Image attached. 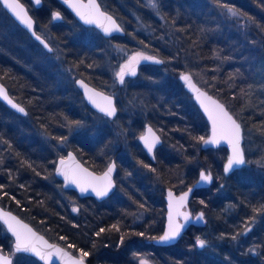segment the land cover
<instances>
[{
    "label": "trees",
    "instance_id": "16d2710c",
    "mask_svg": "<svg viewBox=\"0 0 264 264\" xmlns=\"http://www.w3.org/2000/svg\"><path fill=\"white\" fill-rule=\"evenodd\" d=\"M178 1L168 0L162 5V14L154 15L166 27L168 38L157 34L156 37H150L139 31L136 32L140 37L139 42L145 45L147 53L160 56L162 64L170 61L174 74L177 70L189 68L190 57L203 61L205 69H212L211 74L206 77L204 87L239 115L246 131L254 129L256 137L262 143L260 148H264V79L259 78L255 70L240 67L238 62L226 63L221 62V59H214L223 53V57L228 56L232 60H237L241 55L249 57L252 54L257 60H261V57L264 59V0H230L233 1L232 6L247 21L253 22L255 31L258 32V42H247L243 47L239 45L241 38L238 35L230 34L228 37L217 33L215 27L220 22L218 18L205 11L190 14L183 6L186 0H182L183 3ZM209 1L220 5L224 2ZM119 2L111 0L106 6L123 24L130 15L124 4ZM224 5L226 4L222 7ZM0 7L2 8L1 5ZM58 9L69 19L75 20L72 13L58 0H45L46 11L43 16H37V24L47 26L56 38L63 40V30L52 28L50 12ZM3 12L6 14L4 10ZM129 12L132 13L130 10ZM123 37L116 36L113 39ZM250 46L255 47L249 50ZM6 50L8 48L1 41L0 80L6 84L10 94L26 107L28 113L25 116L15 113L0 100V185L3 186L0 187V203L31 222L53 241L76 244L80 243L79 240H85L83 250L90 253L86 259L90 263L138 264L133 256H126L130 248L127 246L128 242L134 236L138 238L136 240L145 241L162 232L166 211L164 198L161 197L158 207L154 208L149 203V194L143 192L148 199L144 198L145 204L137 202L150 212L143 223H135L127 213L132 210L131 207L124 208L123 204L109 207V216L100 218L92 226L86 225L83 218L71 214L61 202L57 191L62 182L55 176L58 156L55 144L61 142V137L65 140L70 136V124L73 126L81 121L73 108L78 100L73 101L68 97L70 89L63 94L50 92L42 79L46 74L39 71L34 74L41 75V78L30 76L26 73V64L18 67L11 64L13 56ZM75 54L71 62L78 69L76 78L82 77L96 87L107 90L106 82L112 78L101 68L95 67L93 56L96 55V49L81 43ZM146 66L143 65L142 70ZM145 74L156 76L157 72L149 74L145 71ZM132 89L134 88L131 87L130 90ZM78 95L83 98L80 90ZM117 97L121 108V96ZM146 104V108L139 104L138 112L132 119V143L142 132L146 122L153 124L162 133L164 143L157 148L156 161H152L135 142L132 151L136 159L153 168L152 172L162 180L164 187L172 186L180 190L190 186L198 175L197 166H193L196 163L209 168L214 180L210 187L196 191L190 201L195 210L205 211V227H190L176 245L159 247L148 243L154 248L153 252L142 247L144 249H137L138 253L149 255L153 264H264L263 169L252 163L251 168H244V174H240V170L224 177L222 165L227 157V149L220 147L215 152L214 149L199 148L201 140L198 138L208 134V124L183 89L164 92L158 101ZM87 108L95 112L91 107ZM15 114L17 118H32L38 123H34L35 128L29 123H11V115ZM37 129L43 134L36 135L33 131ZM76 153L97 172L104 170L112 157L110 153L103 154L98 147L76 149ZM214 153L217 154L216 157L213 156ZM222 182L224 184L221 187ZM218 189L222 191L213 194ZM69 191L75 193L74 196L81 203L90 198H81L76 191ZM253 209L258 211L254 212ZM152 216L155 218V227L146 224L148 220H152ZM112 225H117L119 230L113 229ZM101 228L105 231L97 236L96 233ZM139 233L144 235H138ZM198 237H203L206 241L202 249L197 247ZM11 240L0 223V249L9 252L12 249ZM96 252L101 257L110 254L112 258L104 261L96 257ZM121 252L126 253L121 255Z\"/></svg>",
    "mask_w": 264,
    "mask_h": 264
},
{
    "label": "rangeland",
    "instance_id": "374dc122",
    "mask_svg": "<svg viewBox=\"0 0 264 264\" xmlns=\"http://www.w3.org/2000/svg\"><path fill=\"white\" fill-rule=\"evenodd\" d=\"M117 1L124 4L127 14L130 15V17H126L125 23H123L125 30L128 27L126 36L124 35L123 38L118 39H112L111 37L105 38L96 28L83 26L76 19L74 20L66 17L64 12L58 9L52 12L51 15V21L53 23L52 28L53 30H63V40L52 38L51 43L53 45V51L46 56L39 57L40 59H38V61L36 60L37 66L41 65V67L45 69L44 74L46 75L43 77L40 76L46 83L45 85L50 92L63 94L70 89L68 97L73 101L78 100V104L73 108L75 109V115L78 114L77 118H81V121L73 126L69 123L70 136L55 144L56 149L58 150L57 158L65 156L69 149H73L76 152V149L98 147L103 154L110 153L112 156L111 158L114 157L118 164V170L116 173L118 187L109 198L103 201H93L94 198H91L92 200L89 198L90 200L87 199L85 202L81 203L78 198L75 197L76 195L74 196L75 193L63 188L62 183L57 187V191L59 192L58 195H60L61 202L66 206V209L70 210L71 214L83 218L84 223L90 226L95 224L100 218L104 219V217L109 216V207L121 204L124 205V208L128 206L131 207L132 210L127 213L132 216L135 223H143L147 219V216L150 215V212L146 211L144 206L137 202L140 201L145 204L144 198H148L143 192L149 194L150 205L154 208L158 207L160 198H164L165 196V187L162 185V180L152 172L153 168L149 166L145 167L144 164L136 159L135 154L132 151L135 142L139 144L143 150L138 138L144 131L143 129L142 132L137 135L135 142L132 143L134 129L132 119L135 118L134 114L138 112L139 104L148 107L146 103H151L155 100L158 101L161 98V94L164 92L173 90L174 92H177L180 89H183L194 103L192 96L184 89L183 84L178 79L179 72L182 70L192 72L196 81L204 87L205 82L207 81L206 77L211 74L212 71V69L208 70L204 68L205 63L203 61L198 60L195 57H190L188 67L191 69H180L174 74L172 68L173 64H171L170 61H166L160 66L144 64L147 65L145 70H142V65L135 78L127 77L123 83H120L116 77V72L119 70L120 65L124 64L136 53H141L144 56L153 55L145 51L146 47L142 42H139L140 37L136 32L139 33V31H143L150 37L161 35L164 36V38H168L169 32L167 34L165 33L166 27H164L157 19V16H154L162 14V5L167 3L168 0ZM184 1L179 0L178 2L183 3ZM223 1L224 2L220 5L210 2L209 0H186L183 6H185L186 11L190 14L203 13L205 11L207 14L218 18L220 22L217 24V27H215L217 33L228 37L230 34L238 35L241 38L239 44L241 47L246 46L247 42L250 44L257 43L259 40L256 39L258 32L255 31L256 27L253 26V22L247 21L244 16L240 14L239 10H236L232 6L233 1ZM100 2L107 10L106 5L110 4L111 0H100ZM175 2L177 3V0H175ZM224 3L226 5L222 7ZM229 8L234 9L236 14L229 11ZM2 9L3 8L0 7V42L2 41V45H5L8 48L6 52L8 51L10 55L13 56L14 62L11 64L14 66L17 65L16 67H18L20 64H25L27 60H30L28 58L29 53H34V55L37 53L38 46L34 45L27 33L8 17ZM129 10L132 13H130ZM54 13L62 15V20L60 22H56L53 19ZM81 43L89 44L92 49H96V55L94 54L95 57L93 56V59H95V67L101 68L112 78L111 81L106 82L105 88L116 97L121 96L119 105L120 103L122 105L121 108L118 107L119 111L116 118L111 119L109 117H104L99 113L91 112L90 109L87 108L89 105L86 103L85 99L78 95L79 89L75 84L78 69L71 61L74 59L73 56L76 55L75 52H78ZM254 47L255 46H250L249 50H253ZM223 54H221L219 58L215 57L214 59H219V61L221 59V62L226 63L229 61L238 62L240 63V67H246L249 71L255 70L256 75H258L259 78L264 79V59L262 57L261 60H257L253 54L249 55V57L241 55L237 60H232L228 56L223 57ZM226 55H228V53ZM232 55L231 57L234 58ZM174 61L176 62V60ZM185 64H187L186 60ZM156 67H159V70ZM145 71L149 74L152 72H157V74L156 76L146 75ZM34 76L40 77L36 74H34ZM116 85H118L119 89ZM131 87L134 89L130 90ZM128 89L131 92H126ZM118 99L119 98L117 97V100ZM195 106L197 107L196 104ZM235 115L240 119L239 115ZM11 123H29L31 127L33 126L35 128L34 123L38 122L32 118H17V115L15 114L11 115ZM147 124L151 123L146 122L145 126ZM158 124L160 125L161 123ZM162 126L163 124H161V127ZM33 132L36 133V135L43 134L42 131L38 129ZM244 135L245 140L243 145L247 156V164L240 169L241 171H236H240V174H244V168H251L252 163H255L257 167L264 171V148H260L262 143L259 142L253 128L246 131L244 127ZM199 148L201 149V147ZM168 149L170 150L171 148ZM214 151L216 152L217 149H214ZM213 156L216 157L217 154L215 155L214 153ZM108 163L106 164V167ZM193 166H195V168L197 166L198 172L201 168H205L202 165L200 166V163H196ZM223 184L224 182H222L220 186L222 187ZM221 191L222 189H218L217 192H213V194H218ZM163 201H165V199H163ZM73 209H76V211H73ZM153 217L154 216H152V220H148L146 223L147 226L155 227V218ZM198 238L204 240L203 237ZM136 239L138 238L134 236L128 242L127 246L130 248L127 250L126 256H133V260L136 263L138 262V264H141L142 261L144 264H153V262L149 260L151 258L149 255L138 253L137 249H144L142 247H145L144 250L153 252L152 250L154 248L148 243V245H146V240ZM79 242L80 243H68L63 245L79 256L80 250L84 249L86 241L79 240ZM9 252H11V250ZM125 253L126 252H121V255H124ZM96 254L97 258H101L104 261H109V259L112 258L110 254H105L103 257L97 252ZM136 254L140 255L136 256ZM13 262L14 264H41V262L35 257L23 253H13Z\"/></svg>",
    "mask_w": 264,
    "mask_h": 264
},
{
    "label": "water",
    "instance_id": "95a60500",
    "mask_svg": "<svg viewBox=\"0 0 264 264\" xmlns=\"http://www.w3.org/2000/svg\"><path fill=\"white\" fill-rule=\"evenodd\" d=\"M33 1H34L36 6H41V4H42V0H40L39 4H37L35 2V0H33ZM59 1L72 13V15L76 18V20L80 24H82L83 26H86V27H94V28H96L101 33V35L106 37V38H110V37L115 36V35L124 36L125 33H126L124 25L111 12H109L108 10H106L103 7V5L101 4L100 0H94L95 5L98 6L99 12L105 14L106 16L112 17V20L115 21V23L119 26L120 31L113 30L110 33L106 34L104 32L103 27H100L97 24H87V23H85L84 20H82L80 18V16L77 14V11L73 7L70 6V4H74V3H76V4H81L82 3V4L87 5V4L90 3V0H69V3H65L64 0H59ZM0 2L2 4V6L4 7L2 0H0ZM19 3L23 5L24 10L27 12L29 17H31V19L33 20V28L31 30L28 29L26 25L22 24L18 19H16V17L12 14V12L9 9H6L5 7H4V9L13 17V19L17 23H19L24 29H26L31 34V36L34 39H36V36H40L41 40H43L44 43H46L48 45V48H46V49H48V50L51 49V51H52V47L50 46L49 42L35 31V19L32 16V14L29 12V10L26 7V5H24V3L21 0H19ZM81 11L88 12L89 9H81ZM61 19H62V16L59 14V18L58 19H54V20L55 21H60ZM99 22L101 24L108 25V21H105L103 19V17H99ZM33 32L35 33V35H33ZM41 40H37V41H39L41 43ZM41 44L44 46L43 43H41ZM146 56L154 57V59L153 60H140V62L135 65L136 75L133 76V75L127 74L125 76V78H127V77L135 78L138 75V73H139L140 67L142 65H144V64L161 65L163 63V59L160 56H158V55L153 54V55H146ZM156 60L161 61V63H156ZM182 75H188L190 77V79H191V85H194V87L190 86L187 81L183 80L181 78ZM178 79L183 84L184 89L192 96V99H193L194 103L197 105L198 109L201 111L202 115L204 116V118L206 119V121L208 123V134L204 137L206 140L209 139L212 136V122L208 118V113L204 111V106L202 105L201 100H204L205 104H208L209 102L204 97H200V99H198L197 97L199 96L200 93H204L207 97H211V99L215 100L218 104L223 105L225 111H227L229 113V115H231L233 117V119H235L236 122L240 124L241 127H240V141H239V144H240L241 152L244 155L245 163L242 164V165H234L233 169L229 170V172H227V173H225L224 167H225V165L227 163L228 158L232 155V147H231V145L226 140H221L219 143H216V144H211V143L205 144L203 141H201V143H200V147H201L202 150H208L210 148L218 149L220 147H225L227 149L228 153H227V157L224 160L223 165H222V172H223L224 176L229 177L232 173L236 172V170H240L241 168H243L247 164V156H246V152H245L244 145H243L244 140H245V135H244V126H243L242 121L236 117V115L232 112V110L229 108V106L226 104L225 101H223L220 97H218L217 95H215L214 93H212L211 91H209L208 89L203 87L199 82H197L192 72H190L188 70H182L178 74ZM80 81H82L83 85H86L87 88L82 86L81 83H79ZM75 84L78 87V89L82 92L86 103L93 110H95L98 113H101L103 115H105V113L101 112L100 109L96 106V104H93L92 101H90L88 99V95H90L92 93H99L100 95L95 96L94 99L101 106H104L105 103H106L104 101L103 97L106 96V97L111 98L112 104H113V106L116 109V113L112 117H109L107 115H105V116H107V117H109L111 119L116 118L119 109H118V106L116 104V97H115L114 94L96 87L95 85H93L90 82L86 81L82 77L76 78ZM0 89H3V92L0 93V100L6 106H8L14 112H16V113H18L20 115H23V116L27 115L28 111H27L26 107L22 103L18 102L10 94L8 87L1 80H0ZM196 89H198L199 91H196ZM5 95L7 96V99H5ZM9 100L12 101V104H16L19 107L24 108V112L22 113V112L18 111L17 108L12 107V104H10L8 102ZM209 107H212V106L209 104ZM148 128H151L153 133H155V135L157 137H159V142L155 145V147L153 148L152 152H148L147 148L144 146L143 140L140 139L141 136L147 134ZM138 140H139L140 144L142 145L143 150L148 155V157H150L153 161H155L156 160V149L158 147L162 146L163 143H164V138L161 135V133L156 129V127L154 125L147 124L145 126V128H144L143 133L140 134ZM69 154L74 158L72 161H68V165L70 167H74L75 165H79V167L81 169H86L88 173H92L93 176H96V177H102L104 175V173L107 171V169H108V167L110 165H114L115 166L114 169H113V172L111 173V180H112V185L113 186L110 189V191L108 192L107 196L98 197L95 194V192L92 191L91 188H88V190L85 191V192H81L80 187H78L76 184L70 183V182L65 180L64 176L62 174H60L57 170L61 167L60 166V160L61 159H65L67 161ZM117 170H118V166H117L116 160L112 159L110 161V163L107 165V167L103 171L97 172V171L93 170L92 168H90L88 165H86L73 149H69L65 156L58 157L57 162H56V166H55V176L62 181V186H63L64 189H66V190H74L82 198H84V197H94L97 201H103V200L109 198L116 191V188H117V180H116ZM201 172H204L205 174H209L210 173L211 176H212V180L210 182L201 181L200 180V173ZM213 180H214V177H213L212 171L209 168L205 167V168H201L199 170L196 180L190 186H188V187H186V188H184L182 190H179V191L177 189L169 187V186L165 187V189H164L165 190L164 191L165 192L164 193V195H165L164 199H165V210L166 211H165V221H164L163 230H162L160 235L146 239V242L147 243H152L153 245L159 246V247H168V246L176 245L181 240L183 235L187 232V230L190 227H192V226L205 227L207 225V217H206L205 211L203 209L195 210L190 205V201H191V199H192V197H193V195H194V193L196 191H198L200 189H204V188L210 187L211 184L213 183ZM189 189H191V191H189ZM169 192L172 193V199L173 200L178 199L181 195H184L185 193L188 194L185 206L183 208H181L180 211L190 213V219L187 222H185L183 220V217H179L178 218L179 222L184 224V227L181 229L180 235L176 239L171 240V241H160L159 237L162 236L165 233V231H167V228H168V215H169V204H170ZM5 213L9 214L11 217H15L16 220L19 221L21 225H27V227L29 229H31L32 232L35 233L37 237H42L43 241H46L48 245H53L54 246L53 249H48L47 247H45L42 244V242L37 241V244L43 249L44 252L52 251L54 253L52 255V257L49 260H47V261L46 260H41L39 256L35 255L32 252H18V253H24V254H27V255H31V256L35 257L36 259H38L42 264H69V259H68L69 257H73V258L79 257L78 255H76L75 253L70 251L63 244H61V243H59L57 241L51 240L48 236H46L40 230L36 229L29 221H27L26 219L21 217L18 213H16L15 211H13L10 208H7V207L3 206L0 203V223L4 226V228L8 232V234H10L12 236V238H13L12 247H13V251L14 252H15V250H14L15 237L13 236L12 232L9 231L8 225L4 223L3 214H5ZM200 213H203V219L202 220L198 219V216L200 215ZM12 223H15V222L12 221ZM55 248L61 249L62 252L67 253L68 256L55 254V251H54ZM199 248L202 249L201 247H199ZM0 255L8 256L13 262V256L10 253H6V252H4V251H2L0 249ZM85 264H93V263H90L88 260L85 259Z\"/></svg>",
    "mask_w": 264,
    "mask_h": 264
},
{
    "label": "snow or ice",
    "instance_id": "6c2138e0",
    "mask_svg": "<svg viewBox=\"0 0 264 264\" xmlns=\"http://www.w3.org/2000/svg\"><path fill=\"white\" fill-rule=\"evenodd\" d=\"M3 5L6 9H9L12 14L18 19L22 24L26 25L28 29L33 28V20L27 12L24 10L22 4L19 3V0H2ZM37 4L40 3V0H35ZM65 3H69V0H64ZM73 7L77 14L80 16L82 20H84L87 24H97L100 27H103L104 32L110 33L111 31H120L119 26L112 20V17L106 16L103 13L99 12L98 6L95 5L94 0H90V3L85 4H70ZM81 9H89L88 12L81 11ZM229 11L235 13L234 9L229 8ZM99 17H103L105 21H108V25L101 24L99 22ZM59 13H54L53 19H58ZM33 35L35 33L33 32ZM37 40H41L40 36H36ZM41 43L44 44L45 48H48V45L41 40ZM51 51V49H49ZM154 57L144 56L141 53H136L131 56L124 64L119 66V70L116 72L117 79L123 83L125 76L127 74L136 75L135 65L140 62V60H153ZM156 63H161V61L156 60ZM183 80L187 81L190 86L191 79L188 75H182ZM82 86L87 88L86 85H83V82L80 81ZM196 91H199L196 89ZM3 92V89H0V93ZM100 95L99 93H92L88 95V99L92 101L93 104L100 109L101 112L105 113V115L112 117L116 113V109L112 104V100L109 97H103L106 102L104 106H101L94 99L95 96ZM204 97L209 103L205 104L204 100H201L202 105L204 106V111L208 113V118L212 122V136L209 139H205L203 136L198 139L203 141L205 144H216L221 140H226L232 147V155L228 158L227 163L224 167L225 173L229 172V170L233 169L234 165H242L245 163L244 155L240 149V124L236 122L235 119L227 111H225L223 105L218 104L215 100H212L211 97H207L204 93H200L197 97ZM5 99L7 96L5 95ZM12 104V101H8ZM209 104L212 107H209ZM12 107L17 108L18 111L24 112V108L19 107L16 104H12ZM61 141L64 140L63 137L60 138ZM144 142V146L147 148L148 152H152L155 145L159 142V137L153 133L151 128H148V132L146 135L140 137ZM74 158L69 154L68 160L65 159L60 160V168L57 170L60 174H62L66 181L76 184L80 187L81 192H85L88 188H91L92 191L98 197L107 196L108 192L112 188V180L111 173L113 172L114 165H110L107 171L104 173L102 177L93 176L92 173H88L86 169H81L79 165H75L74 167H70L68 165V161H72ZM147 167V165H145ZM200 180L204 182H210L212 180L211 174H205L204 172L200 173ZM0 187H3L0 185ZM191 191V189H189ZM187 193L181 195L178 199H172V193L169 192L170 204H169V215H168V228L165 233L159 237L160 241H171L176 239L180 233L181 229L184 227V224L180 223L178 218L183 217V220L187 222L190 219V213L180 211L181 208L185 206ZM203 204L204 201H201ZM76 211V209H73ZM253 211H258L257 209H253ZM4 223L8 225L9 231L12 232L15 237L14 241V250L15 252H32L35 255L39 256L41 260H49L54 254L52 251L44 252L43 249L37 244V241L42 242V244L48 249H53V245H48L46 241H43L42 237H37L35 233L32 232L31 229L27 227V225H21L19 221L16 220L15 217H11L9 214H3ZM198 219H203V213H200ZM14 221L15 223H12ZM113 229L119 230L117 225H112ZM105 229L101 228L99 232L96 233L97 236L100 233L104 232ZM138 235H144V233H139ZM235 238V237H233ZM63 239V237L61 238ZM121 242H123V237H121ZM197 245L203 248L206 244V241L200 238H197ZM71 247V245H70ZM55 254L68 256L67 253L62 252L61 249L55 248ZM90 255L89 252L80 250L79 257L73 258L69 257V264H85V259ZM0 264H13L12 260L8 256L0 255ZM141 264H144L142 261Z\"/></svg>",
    "mask_w": 264,
    "mask_h": 264
},
{
    "label": "flooded vegetation",
    "instance_id": "af4514ba",
    "mask_svg": "<svg viewBox=\"0 0 264 264\" xmlns=\"http://www.w3.org/2000/svg\"><path fill=\"white\" fill-rule=\"evenodd\" d=\"M24 5H26V7L28 8L29 12L32 14V16L34 17L35 19V31L41 35L43 38H45L50 46L52 47V51H53V45H52V41L51 39L52 38H56L55 35L50 32L47 28V26H44V25H38L37 24V16H39L40 14L43 16V12L45 13V0H42V4L41 6H36L34 1L33 0H21ZM59 1V0H58ZM59 3L65 7L60 1ZM0 5L2 6L1 2H0ZM3 10L6 12V15L8 17H10L16 24H18L26 33L27 35L31 38V41L34 43L35 46H38L37 48V53L34 55V53H29V56L28 58L30 59L28 62L26 61V72L28 73L29 72V75L30 76H34V72H39L40 70H42V72L44 73L45 72V69L41 67V65H38L37 66V61L38 59H40L39 57H42V56H46L48 53H51L52 51H49L48 49H46L39 41H37L36 39H34L31 34L26 30L24 29L19 23H17L13 17L4 9V7L2 6ZM66 8V7H65ZM67 9V8H66ZM55 10H51L50 14L52 15V12H54ZM49 12V11H48ZM37 14V15H36ZM62 16V15H61ZM75 18V17H74ZM76 19V18H75ZM62 20V19H61ZM60 20V21H61ZM60 21H56V22H60ZM49 31V32H48ZM116 36H119V35H115V36H112L111 38H115ZM106 38V37H105ZM33 52V51H32ZM37 60V61H36ZM41 61V60H40ZM11 62H14L13 60V57H12V60ZM104 90V89H103ZM107 91V90H105ZM109 92V91H108ZM116 97V96H115ZM116 104L118 106V100H117V97H116ZM119 107V106H118ZM92 109V108H91ZM95 111V110H94ZM96 113H98L97 111H95ZM101 114V113H99ZM103 115V114H101ZM104 117H107L105 115H103ZM153 125V124H152ZM145 152V151H144ZM86 198V197H85ZM90 198H94V197H90ZM95 199V198H94ZM96 200V199H95ZM97 201V200H96ZM3 226V225H2ZM4 227V226H3ZM5 229V228H4ZM6 231V230H5ZM11 247H12V243H11ZM3 251V250H2ZM6 253H10L12 256H13V253H18V252H14L13 251V247L11 249V252H6ZM24 254V253H23ZM31 256V255H30ZM38 260V259H37ZM14 264V262H13ZM42 264V263H41Z\"/></svg>",
    "mask_w": 264,
    "mask_h": 264
},
{
    "label": "bare ground",
    "instance_id": "6f19581e",
    "mask_svg": "<svg viewBox=\"0 0 264 264\" xmlns=\"http://www.w3.org/2000/svg\"><path fill=\"white\" fill-rule=\"evenodd\" d=\"M11 63H12V62H11ZM149 158H150V157H149ZM57 159H58V158H57ZM112 159H115V158H111L110 161H111ZM150 159H151V158H150ZM115 160H116V159H115ZM151 160H152V159H151ZM110 161H109V163H110ZM152 161H153V160H152ZM155 161H156V160H155ZM56 162H57V161H56ZM109 163H108V164H109ZM116 163H117V161H116ZM55 166H56V163H55ZM117 166H118V164H117ZM100 172H101V171H100ZM117 184H118V183H117ZM192 184H193V183H192ZM165 187H167V186H165ZM169 187H172V186H169ZM172 188H174V187H172ZM164 189H165V188H164ZM73 191H74V190H73ZM81 198H82V197H81ZM84 198H85V197H84ZM30 223H31V222H30ZM31 224H32V223H31ZM32 225H33V224H32ZM33 226H34V225H33ZM34 227H35V226H34ZM193 227H197V226H193ZM35 228H36V227H35ZM198 228H202V227H198ZM36 229H37V228H36ZM6 232H7V231H6ZM7 233H8V232H7ZM8 235H10V234H8ZM10 237H11V239H12L11 241L13 242V238H12L11 235H10ZM12 242H11V243H12Z\"/></svg>",
    "mask_w": 264,
    "mask_h": 264
}]
</instances>
